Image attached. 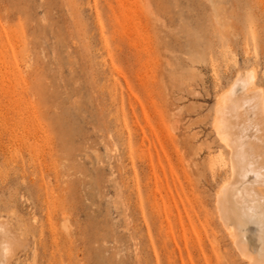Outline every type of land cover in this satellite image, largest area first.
Returning a JSON list of instances; mask_svg holds the SVG:
<instances>
[{"label":"rangeland","instance_id":"374dc122","mask_svg":"<svg viewBox=\"0 0 264 264\" xmlns=\"http://www.w3.org/2000/svg\"><path fill=\"white\" fill-rule=\"evenodd\" d=\"M238 73L264 105V0H0V220L36 249L16 263L248 264L216 213Z\"/></svg>","mask_w":264,"mask_h":264},{"label":"bare ground","instance_id":"6f19581e","mask_svg":"<svg viewBox=\"0 0 264 264\" xmlns=\"http://www.w3.org/2000/svg\"><path fill=\"white\" fill-rule=\"evenodd\" d=\"M252 73L254 72L252 71ZM248 74L250 76V73ZM248 78L250 80L246 79L245 77H241V75L237 76L236 80L234 82L232 81L233 84L231 86V89L228 87L230 90L227 93L225 91L227 96L222 92L226 96V101L223 100L226 103L225 106L223 105L224 108L223 106H220L221 108H223L221 109V112L218 111L219 109H216L217 112L223 114V117L222 114L220 115L222 118L218 116L220 113L216 114L219 118H221V120L224 121L225 119H227L228 121H230V119L232 118V122L230 121L226 123H224L226 120L223 122L218 119V122L221 121L219 122L221 123L220 126H222L220 127L218 126V124L216 126L217 128H215L216 135L218 136V133L220 134V137H218L220 139L218 140L220 141L224 139L226 142V146L228 145V147L231 148V171H233V177L230 176L232 178L230 185L227 184L223 186L221 192H217L220 195L219 197H217L218 199H216L219 211H216V213H220V220H222V222L219 221V223L221 222L220 226H222L223 232L225 233V235L230 237L231 242L238 248L236 249L239 251V253L243 257L247 258H244L248 261L247 263L264 264V148H262V146L260 145L264 144V105L262 104V100L259 101L261 98L258 100L259 95L262 96L263 93L261 94L260 92L259 95L258 93L253 91H250L252 93H249L247 87H250L249 84L251 83L250 81L252 78ZM250 88L254 90L256 89L253 86ZM240 93L243 94L239 95ZM220 98L221 96L219 97V99ZM219 103L222 105V101H219ZM248 111L251 113L250 116H248ZM11 119H13V117ZM214 122L217 123V121ZM245 123L246 125H244ZM218 127L220 128L218 129ZM248 127H251L250 130L252 134H248ZM220 142H223V140ZM260 146L262 149L260 148ZM230 158L228 160H230ZM227 181H224L222 184H225V182ZM38 187L40 190L45 189V187H40V185ZM155 209H157L156 206ZM153 221L154 220H152V222ZM54 223L53 226L55 225ZM251 225H254L253 231L249 228ZM51 228L53 229L54 227L51 226ZM74 233L78 234L79 232H77V230L73 231L66 228L64 233H61L59 231H56L55 233L52 232L51 237L53 238V241L57 243L58 238L66 240ZM248 234L253 235L252 242L249 239ZM30 239L31 238L28 237V234L26 235L24 233V230L19 225L16 224V227H11V225L6 220H0V264H17V258L15 256L16 250L18 249L29 248V250L35 251V243ZM213 240V247L217 252L218 250H220V247L217 243L218 241L216 242L217 239L215 237L213 238ZM211 242L213 241L211 240ZM162 250H164L165 254L166 249L163 248ZM238 251H236V253ZM240 254L238 256H240ZM217 256L221 257V255L219 256L218 254ZM244 259L242 258V260Z\"/></svg>","mask_w":264,"mask_h":264}]
</instances>
